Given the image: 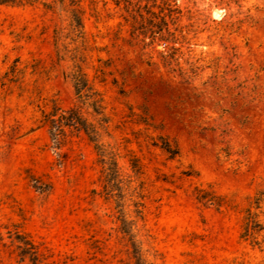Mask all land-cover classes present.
I'll use <instances>...</instances> for the list:
<instances>
[{"label":"rangeland","instance_id":"obj_1","mask_svg":"<svg viewBox=\"0 0 264 264\" xmlns=\"http://www.w3.org/2000/svg\"><path fill=\"white\" fill-rule=\"evenodd\" d=\"M0 264H264V0H0Z\"/></svg>","mask_w":264,"mask_h":264},{"label":"trees","instance_id":"obj_2","mask_svg":"<svg viewBox=\"0 0 264 264\" xmlns=\"http://www.w3.org/2000/svg\"><path fill=\"white\" fill-rule=\"evenodd\" d=\"M85 82L80 76L74 77V89L78 96H81V92ZM52 124V128L56 130V133L51 132V135L55 141H58L57 135L63 132V128L73 127L86 132L92 141H95V131L93 127L81 116V114L74 108H68L62 114L57 115L56 118H52L49 121Z\"/></svg>","mask_w":264,"mask_h":264}]
</instances>
